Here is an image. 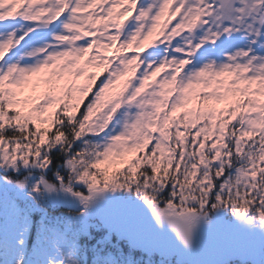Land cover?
<instances>
[{
	"label": "snow or ice",
	"instance_id": "obj_1",
	"mask_svg": "<svg viewBox=\"0 0 264 264\" xmlns=\"http://www.w3.org/2000/svg\"><path fill=\"white\" fill-rule=\"evenodd\" d=\"M0 264H264V0H0Z\"/></svg>",
	"mask_w": 264,
	"mask_h": 264
}]
</instances>
